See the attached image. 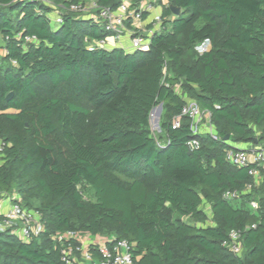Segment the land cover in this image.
Wrapping results in <instances>:
<instances>
[{"label":"trees","instance_id":"16d2710c","mask_svg":"<svg viewBox=\"0 0 264 264\" xmlns=\"http://www.w3.org/2000/svg\"><path fill=\"white\" fill-rule=\"evenodd\" d=\"M79 3L56 1L55 28L45 4L0 0V198L17 194L45 228L30 242L0 231V264H66L67 243L54 237L70 231L128 241L134 264H264V168L256 183V165L226 158L234 145L264 142V0H169L163 30L134 52L89 48L111 33L68 11ZM191 100L211 114L217 139L181 117ZM232 231L241 256L226 246Z\"/></svg>","mask_w":264,"mask_h":264},{"label":"built area","instance_id":"2783aa9c","mask_svg":"<svg viewBox=\"0 0 264 264\" xmlns=\"http://www.w3.org/2000/svg\"><path fill=\"white\" fill-rule=\"evenodd\" d=\"M45 4L53 11L59 10L56 14H50L51 23L55 28H59L64 20V13L61 7L57 6V0H34ZM87 3L73 4L68 11L82 14L83 18L94 20L100 24L107 32L111 33V39L115 42L122 41L125 37L130 39V45L123 48L127 52L148 51L152 37L155 33L161 32L164 26L163 5L169 6V0H124L117 10L100 7L96 0H86ZM161 12H157L158 9ZM33 42L35 39H28ZM108 40L104 39L98 42L88 41L89 48L108 47ZM36 42V41H35ZM211 48V43L205 41L198 45L196 50L200 55L207 53ZM179 91V88H177ZM181 117H188L192 121V131L196 136L209 134L217 139L214 127L211 125V114L203 110L199 104L194 101H187L183 106ZM180 120L174 121V128L180 127ZM191 150L200 147L198 140L188 143ZM227 152V160L238 168L256 165L257 168L250 170V175L256 183L260 181V171L258 168H264V146L239 147L233 146ZM5 144L0 142V154L3 152ZM226 200L239 199L238 192H227L224 194ZM254 209L258 208L257 202H251ZM5 208V212L1 211ZM11 230L14 235L24 242H30L44 233L45 228L41 222V216L34 210L26 208L20 201L17 194H4L0 198V231ZM67 246L63 250V260L66 264H134L132 255V245L126 241H116L114 239H102L87 234H78L77 232H66L54 237ZM95 245V246H94ZM94 246L100 257L95 258L88 249ZM226 246L237 256L243 254V245L241 242V233L232 231ZM80 253V257L76 256Z\"/></svg>","mask_w":264,"mask_h":264},{"label":"crops","instance_id":"0c3cea01","mask_svg":"<svg viewBox=\"0 0 264 264\" xmlns=\"http://www.w3.org/2000/svg\"><path fill=\"white\" fill-rule=\"evenodd\" d=\"M157 12H161V9L159 8L157 10ZM56 13H58V12L57 11L56 12L53 11V14H56ZM129 45H130V39L128 37H125L120 42H115V40H113L111 38H109V40H108V46H109L108 48L111 49V50L112 49H116V48H121V49L127 48ZM237 146H239V147H248V148H250L251 146L262 147V146H264V142L261 143L260 145L241 144V145H237ZM1 211L5 212L6 210H5V208H1Z\"/></svg>","mask_w":264,"mask_h":264},{"label":"rangeland","instance_id":"374dc122","mask_svg":"<svg viewBox=\"0 0 264 264\" xmlns=\"http://www.w3.org/2000/svg\"><path fill=\"white\" fill-rule=\"evenodd\" d=\"M59 12V10H58ZM159 107V106H158ZM158 110V109H156ZM152 115V113H151ZM151 115H150V127H151V131L153 132L154 136L157 135L159 136L161 134V119H162V116H163V112H162V115H161V118H160V121L159 123L157 122V119H158V111L155 113L154 117L151 118ZM203 209L205 210V212L211 216V207L209 204H205Z\"/></svg>","mask_w":264,"mask_h":264},{"label":"water","instance_id":"95a60500","mask_svg":"<svg viewBox=\"0 0 264 264\" xmlns=\"http://www.w3.org/2000/svg\"><path fill=\"white\" fill-rule=\"evenodd\" d=\"M171 10H172V13L175 16H177V17H179L181 15V13H182L181 9L178 8V7H175V6H171ZM11 97H12V94L9 96V98H11ZM156 109H158V119H157V122L159 123L160 118H161V115H162V112H163V105L160 104L159 107L154 108L151 113H153ZM229 139H230V137L228 136L226 138V141H228Z\"/></svg>","mask_w":264,"mask_h":264},{"label":"bare ground","instance_id":"6f19581e","mask_svg":"<svg viewBox=\"0 0 264 264\" xmlns=\"http://www.w3.org/2000/svg\"><path fill=\"white\" fill-rule=\"evenodd\" d=\"M157 111H158V110H155V111L152 113L151 118L154 117V115H155V113H156Z\"/></svg>","mask_w":264,"mask_h":264}]
</instances>
